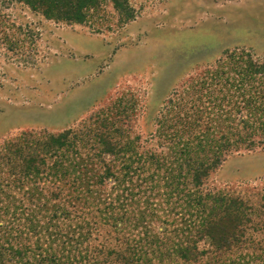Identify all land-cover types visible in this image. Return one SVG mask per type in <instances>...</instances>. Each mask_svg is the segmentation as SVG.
<instances>
[{
	"label": "rangeland",
	"instance_id": "obj_1",
	"mask_svg": "<svg viewBox=\"0 0 264 264\" xmlns=\"http://www.w3.org/2000/svg\"><path fill=\"white\" fill-rule=\"evenodd\" d=\"M94 1L81 22L0 7V264H264V75L244 96L225 83L248 57L264 65V0ZM242 121L256 144H226L200 184L167 195L174 133ZM18 148L32 173L10 172ZM90 158L105 174L73 185Z\"/></svg>",
	"mask_w": 264,
	"mask_h": 264
},
{
	"label": "trees",
	"instance_id": "obj_2",
	"mask_svg": "<svg viewBox=\"0 0 264 264\" xmlns=\"http://www.w3.org/2000/svg\"><path fill=\"white\" fill-rule=\"evenodd\" d=\"M18 2L24 5H27L28 7L34 9L35 11L40 12L44 16H46L49 19H55V20H61V21H80L85 16V10L94 4V0H0V7H5L7 3L11 2ZM114 4L117 6L118 3L117 0H113ZM1 10V8H0ZM230 56L233 57V54ZM217 62V61H216ZM245 67L241 64V67L239 70H234L232 72V77H230V81L225 82L228 83L229 86H234L233 93L238 91L239 94L245 95V85L247 81L253 82L256 78L259 79L260 76L264 75V65L258 61H254L251 57L247 58L246 61H244ZM213 70V69H212ZM215 72V71H214ZM205 82V81H204ZM211 84V83H208ZM240 88H243V91L240 92ZM212 95L216 98L219 96V94L215 93V89L212 88ZM226 90L229 91V88L226 87ZM209 93V91H208ZM239 97V96H238ZM220 99V98H219ZM215 101V100H214ZM170 102V101H169ZM214 104H216L218 107L217 109V118H219V108H220V100L215 101ZM249 107L248 103H245L241 107V111H244ZM229 108V107H228ZM236 107V111H237ZM227 109V108H226ZM202 112L205 113L203 110ZM223 112L226 113L224 109H222V115ZM238 111L236 112V114ZM243 114V112H242ZM165 116V115H164ZM162 117V119L164 118ZM235 114L233 112V117L231 115V119H235ZM161 119V120H162ZM241 124V125H240ZM237 123L233 126H231V130L227 129L226 126L223 125L222 130L219 132V128H214L213 131L210 133V137H205V133H201L199 131V134L201 133L202 140H185L181 139L182 136L174 135L178 137V139H175L176 141L172 142L173 146H179V150H176V155L171 154L174 156L173 158L170 157H156V162H158L160 159V165L163 167V182L162 186L167 187V195L174 197L173 193L181 192L184 188L183 184L187 183V176H192L193 180L196 181V184H200L202 182L203 177H208V172L211 168H215L219 162H222L221 159V150L224 149L228 144L231 145L233 148H236V143L242 144L241 142L243 140H247L246 136L249 137L250 145H254L257 143L256 141V135L259 134L258 132H255V130L258 128L255 125H252V123H247V121H242L241 123ZM227 129V130H226ZM217 131V132H216ZM215 133V134H214ZM220 133V134H219ZM158 134H162L161 130ZM182 134V133H181ZM217 134V135H216ZM236 134V138H231V136ZM212 135V136H211ZM52 136L55 137V141L59 144L60 147L63 146H69L71 145V141L75 138V136L72 134L70 135L68 131L64 133H52ZM207 136V133H206ZM231 139V140H230ZM71 142V143H70ZM227 144V145H226ZM54 145H51L53 147ZM221 146V147H220ZM24 151L21 150V148H18L16 151H11L10 156L6 158V161L10 159H14L13 162H17L16 166L15 163H11L10 172L12 170H16L17 172L14 173H21V174H30L36 169L35 167V160H33L31 157H28V153L24 154ZM30 154V153H29ZM60 156V154H59ZM28 158V159H27ZM103 161L104 160H100ZM1 161H0V167H1ZM19 165V167H18ZM90 165L91 169L89 167L85 168L83 171H79V174H83L80 179L76 178L74 181H72L73 185L79 186L80 184H84L83 180L93 178L92 175L95 176V174H105L106 168L104 167L103 171H100L99 168H94V165L98 167V161L97 159L90 158ZM4 167H6L4 165ZM194 169V170H192ZM87 171H90L91 174H87ZM100 171V172H96ZM62 175L64 177L70 176V170H65L62 172ZM69 178V177H67ZM63 180V186L64 185H70L71 182H67L68 179ZM81 180V181H80ZM58 187L62 188L63 190L66 189L64 187ZM61 190V189H60ZM177 195V198L178 199ZM181 197V196H180ZM202 199V197H200ZM197 200V199H196ZM224 200H233V198L229 197H222L219 198V201H216V206L220 204L221 201ZM201 203V201H200ZM70 212V211H68ZM206 219V221H205ZM205 222L207 224H205ZM205 225H207V230L205 231ZM199 227H203V230L206 233V236L209 237L214 231V225L212 222L205 216L203 220L200 221ZM218 233L215 232V240L224 241L223 238H221V235H217ZM234 236V235H233ZM210 238V237H209Z\"/></svg>",
	"mask_w": 264,
	"mask_h": 264
},
{
	"label": "crops",
	"instance_id": "obj_3",
	"mask_svg": "<svg viewBox=\"0 0 264 264\" xmlns=\"http://www.w3.org/2000/svg\"><path fill=\"white\" fill-rule=\"evenodd\" d=\"M62 117H63V115H61L60 117H58V119H59V120H61V119H62Z\"/></svg>",
	"mask_w": 264,
	"mask_h": 264
}]
</instances>
